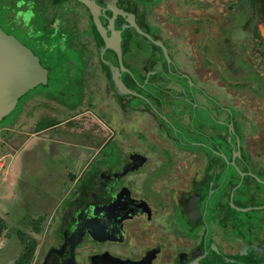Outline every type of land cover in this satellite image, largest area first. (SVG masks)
<instances>
[{
  "label": "flooded vegetation",
  "instance_id": "af4514ba",
  "mask_svg": "<svg viewBox=\"0 0 264 264\" xmlns=\"http://www.w3.org/2000/svg\"><path fill=\"white\" fill-rule=\"evenodd\" d=\"M1 1L6 10L0 13V19L7 16L5 21L12 23L11 27L17 29L22 25L18 28L21 33L33 35L35 30L22 21L33 5L27 0L31 9L24 6L19 9L15 5L20 0ZM36 1H54L53 19L75 23L79 36L89 35L94 42L103 43L96 37L99 35L96 29V32L88 29L92 15L81 0ZM109 1L111 8L124 19L114 7L126 8L138 0ZM97 2L104 5V0ZM77 11L86 19L82 29L77 23L81 20ZM106 13L108 17L111 15L110 11ZM99 17L101 21L108 20L105 16ZM115 22L117 27L119 22ZM62 29H56V34ZM126 34L128 38L127 29ZM20 41L29 45L26 40ZM31 49L43 64V53L37 48ZM108 50L112 49L101 44L97 52L105 56ZM83 57L86 59L85 55ZM43 65L48 67L50 83L52 71L47 64ZM79 68L83 82L86 63ZM112 95L99 92L96 100L107 113L115 118L121 116L129 125L134 121L142 122L148 139L168 149L167 156H156L148 150L145 153L138 146L120 145L117 129L105 139L95 133L91 139L96 137L97 142L95 145L93 140L85 143L90 151L79 161L68 157L67 153L60 156L66 168L64 175L72 184L62 194L48 220L31 221L34 234L45 229L44 238L38 241L35 236L19 231L27 241L35 244L30 252L25 250L21 233L17 232L21 250L12 264H264V154L257 144L262 133L257 116L261 107L249 106L244 97L241 99L237 95L219 101L207 94L202 104L206 106V116L200 119L203 124L198 122L201 111H197V122L191 125L188 135L185 115L179 118L181 124L175 125L171 115L177 112L163 106L156 108L141 95L159 118L176 129L186 144L193 146L186 148L179 140L177 147L164 144L159 134L163 126L152 124L150 117L153 116L149 111L136 113L131 102L123 108ZM76 96L72 101L66 97V103L48 98L60 108L52 109L45 116H33V122L40 117H47L48 122L39 127L32 123L31 135L49 142H68L70 130L64 129L70 127L65 122L78 113L66 117V112L78 109L86 99L82 91ZM237 97L240 102H236ZM24 111L23 108L16 116L21 124L26 116ZM90 112L97 116V111ZM246 114L255 115V118L246 117ZM241 127L246 129L244 133ZM5 235L7 241L11 240ZM6 244L9 246L8 242ZM6 244L0 246V264L7 260Z\"/></svg>",
  "mask_w": 264,
  "mask_h": 264
},
{
  "label": "rangeland",
  "instance_id": "374dc122",
  "mask_svg": "<svg viewBox=\"0 0 264 264\" xmlns=\"http://www.w3.org/2000/svg\"><path fill=\"white\" fill-rule=\"evenodd\" d=\"M26 1H15V6L19 9L20 6H24L25 9L30 10L32 2L28 0L31 4L29 5ZM208 1L214 2L210 8L185 9L174 8L173 0H163L151 6L148 16L150 22L160 28L164 37L170 38L175 63L196 80L198 87L219 101L232 99L237 95L241 99L244 97L249 106L261 107L262 110L257 116L261 121L262 133L257 144L264 154V54L253 53L247 34L243 30V24L249 16L247 0ZM77 14L81 17H79L81 25L77 23L82 29L86 19L79 11ZM5 17L0 19V22L6 32H12L20 40L30 43L28 35L18 29L22 23L15 29L11 27L12 23L5 21ZM17 18L19 20L21 17ZM22 21L25 26L31 25L33 29L41 27V22L35 19L32 11L27 13ZM50 22L54 26L58 24L57 19ZM87 38L89 40L87 48L92 58L86 63L87 72L84 73L83 82L81 69L74 68L70 61L72 59L65 52L63 56H67L69 60L67 71V67L51 70V85H39L29 90L21 98L18 108L16 107L0 125V162L2 163L0 217L7 224V229L0 236V246L9 243V246L6 244L4 251L8 253L4 264H12L15 255L17 256L21 250V244L16 239L17 232L22 231L26 235L35 236L38 241L44 238L45 229L42 228L39 233L34 234L31 221L48 220L52 209L59 204L62 194L72 184L64 175L66 168L61 164L62 157H60L63 154L67 153L68 157L79 161L90 151L85 143L93 140L95 145L97 142L96 137L91 139L95 133L105 139L112 130L117 129L120 145L138 146L145 153L148 150V153L156 156H167L165 152L168 149L148 139L142 122L134 121V124L129 125L121 116L115 118L107 113L105 107L96 100L100 74L97 67L93 66L95 59L93 38L90 36ZM87 38L81 35L80 42H76L77 48H81L83 53L85 52L83 44H86ZM81 91L86 94L81 107L72 110L71 113L66 112V117L78 113L70 119L71 121L65 122L70 127L64 129L70 130L68 142L64 141L62 144L58 140L49 142L47 139L43 140V137L31 135L32 123L39 127L48 122L47 117H40L33 122V116H45L52 109L60 108L56 102L48 98L66 103V97L72 101ZM238 97L236 102L241 101ZM23 108L26 110L24 111L26 116L21 124L16 121V116ZM90 110L97 111V116L90 114ZM246 117L255 118V115L246 114ZM241 128L244 133L246 129ZM22 131L25 132L24 136L17 135ZM5 234H8L11 240L7 241L4 238ZM7 248L11 251L8 252Z\"/></svg>",
  "mask_w": 264,
  "mask_h": 264
},
{
  "label": "trees",
  "instance_id": "16d2710c",
  "mask_svg": "<svg viewBox=\"0 0 264 264\" xmlns=\"http://www.w3.org/2000/svg\"><path fill=\"white\" fill-rule=\"evenodd\" d=\"M160 1L163 0H138L129 6L126 5V8L114 7L125 20L132 23V25L127 28L128 38L122 43V57L126 68L122 76V81L124 86L128 89L149 99L154 107L163 106L165 109L177 112L171 115L173 120H176V122L174 120L173 124H181L179 118L181 116L184 118L185 115L189 126V132L186 130V134L190 135L191 125L197 122V111H201L198 112L199 123L200 119L206 116V112L204 114L206 106H202V104L205 98H208L206 97L208 93L197 86L195 79L193 80L187 74L186 76L184 71L182 72L176 67L177 64L171 52L172 42L170 38L164 37L160 28L150 22L148 12L153 4L159 3ZM173 1L175 2L173 3L174 8L184 7L185 9H207L212 7L214 3L208 0ZM31 2L33 5L32 12L35 15V19L37 18L41 22V27L34 29L35 32L33 35L27 36V38H29L28 40H30L28 47L30 49L37 48L39 52L43 53L45 57L43 64H47L51 70H60L67 67V71V61H69L67 56L72 59L70 61L74 68L79 67L83 62H90L92 57H90L89 49L87 48V43L89 44L87 37H89V35H86V44L81 42L85 47V52L83 53V50L76 46V42H80V36L75 32L77 28L75 23L63 22L64 20L62 19L57 25H51L50 21L54 17L52 15V10H54L56 4L54 1L51 3H42L41 1L38 2L33 0ZM247 5L249 16L243 24V30L247 34V40L253 53L258 55L264 54V0H247ZM10 6H12V4H8V7ZM93 8L96 19H100V15L108 18L106 21L100 20L102 26H105L108 30L107 34H110V32L114 33L116 30V22H111L107 13H104L99 8ZM5 10V5L0 0V13H4ZM91 15L92 19L88 20L87 27L96 32L92 12ZM65 24L68 26L65 27ZM0 27L3 29L1 23ZM56 29H62L63 31L60 34H56ZM50 30L53 31L50 32ZM142 32L148 33L149 38ZM96 37L101 38L100 35ZM154 42L158 44L156 45ZM161 44L164 45V48ZM93 47L95 54L94 66L97 67L100 74V78H98L99 92L102 94L113 93L112 96L118 99L119 104L123 108L128 107L127 103L131 102L134 105L135 112L138 110L149 111L154 118L158 119L154 121V118L150 117L152 118V124L154 126L159 124L165 128L159 131V134H161L164 140V144L177 147L179 145V140V142H182L183 147L192 148L193 146L183 141V138H181V135L176 129L172 128L171 125L154 113L152 105L147 103L144 98L126 93L120 88L118 83V66L114 51L108 50V54L103 56V53L97 52V49L100 48L97 42H93ZM65 52L67 56L64 57L63 55L66 54ZM83 55L86 56V59H84ZM49 85H51V82L49 83L48 81V83L43 86ZM202 130L203 128L200 127L201 132ZM234 173L237 172L235 171ZM248 178L250 179V177ZM6 229L7 224L0 217V236L3 235ZM20 233L21 232H19V234ZM21 237L23 238L25 250L30 252L35 244L33 241H27V237L22 233ZM21 261L24 262L25 258H21Z\"/></svg>",
  "mask_w": 264,
  "mask_h": 264
},
{
  "label": "water",
  "instance_id": "95a60500",
  "mask_svg": "<svg viewBox=\"0 0 264 264\" xmlns=\"http://www.w3.org/2000/svg\"><path fill=\"white\" fill-rule=\"evenodd\" d=\"M92 12L94 25L101 36L103 43L97 40V44L112 49L118 63V83L126 93L136 96L135 91L124 86L122 74L126 70L122 58V43L127 38L126 29L132 23L122 19L118 13L111 8V2L104 0L101 5L97 0H81ZM97 7L104 13L110 11L111 22L116 20L119 25L114 33L107 34V29L102 26L100 19H96L94 8ZM147 38L149 34L142 32ZM154 44H158L154 42ZM164 48V45L161 44ZM49 81L48 67L44 66L38 57L26 44L22 43L15 35L4 31L0 27V124L9 116L19 104L21 98L31 89L47 84ZM120 264V262H116Z\"/></svg>",
  "mask_w": 264,
  "mask_h": 264
},
{
  "label": "built area",
  "instance_id": "2783aa9c",
  "mask_svg": "<svg viewBox=\"0 0 264 264\" xmlns=\"http://www.w3.org/2000/svg\"><path fill=\"white\" fill-rule=\"evenodd\" d=\"M2 166V163L0 162V167Z\"/></svg>",
  "mask_w": 264,
  "mask_h": 264
},
{
  "label": "crops",
  "instance_id": "0c3cea01",
  "mask_svg": "<svg viewBox=\"0 0 264 264\" xmlns=\"http://www.w3.org/2000/svg\"><path fill=\"white\" fill-rule=\"evenodd\" d=\"M19 134H22V133H18L17 135H19ZM24 136V135H23Z\"/></svg>",
  "mask_w": 264,
  "mask_h": 264
}]
</instances>
